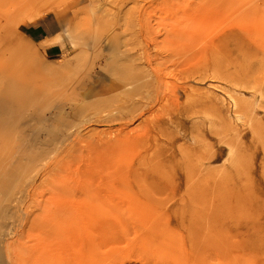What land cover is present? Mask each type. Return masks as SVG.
I'll return each instance as SVG.
<instances>
[{"label": "rangeland", "instance_id": "rangeland-1", "mask_svg": "<svg viewBox=\"0 0 264 264\" xmlns=\"http://www.w3.org/2000/svg\"><path fill=\"white\" fill-rule=\"evenodd\" d=\"M233 1L201 28L193 23L198 34L176 52L162 45L158 28L165 35L185 0H0V264H41L36 240L56 242L63 252L51 249L55 264H264V30L247 40L237 27L250 7L263 11L264 0ZM45 12L56 15L60 33L41 42L32 28ZM143 19L158 33L148 29L145 45ZM228 28L241 38L217 45ZM214 46L224 52L214 54ZM123 125L135 143L117 142ZM90 162L108 197L88 203L77 193L65 200L72 214L40 236L42 221L67 196L55 195V183L81 181ZM26 216L41 217L37 227L31 221L34 230L22 229ZM23 239L38 257L19 251Z\"/></svg>", "mask_w": 264, "mask_h": 264}, {"label": "bare ground", "instance_id": "bare-ground-1", "mask_svg": "<svg viewBox=\"0 0 264 264\" xmlns=\"http://www.w3.org/2000/svg\"><path fill=\"white\" fill-rule=\"evenodd\" d=\"M158 1V0H157ZM186 2L185 3H183V12H184V15L183 16H181V18H179V19H176V20H174L173 22H171L170 24H169V21H167L168 22V24H169V26H166V24H164V29H165V35H163V33H160L161 31L159 30V28L160 27H162V26H160L159 28L158 27H156V28H158V31H159V34H161V36L163 35V37H161V36H158V37H160V39L162 38V40H159V38H158V40L159 41H161L162 43H164V44H162V45H164V47H167V46H173V50L174 51H176V52H178V51H180V50H182V46H181V43L182 42H186V41H189L191 38H190V36H192L193 37V35H195V33L197 32V30H199L200 28H201V25H202V23L203 22H205V20L204 19H206V20H208V18L210 19V20H212V19H214L216 16H220V15H222L223 14V12H224V9H223V7H224V4H225V2H226V4H227V1L228 0H226L225 2H224V0H185ZM236 1V0H235ZM235 1H233L234 3H236ZM245 1V0H244ZM247 1V0H246ZM114 1H112V3H113ZM148 2V1H147ZM176 2V1H175ZM249 2V1H248ZM111 3V4H112ZM259 3H261V2H259ZM144 4V3H143ZM146 4V3H145ZM154 4V3H153ZM225 4V5H226ZM229 4V6H227ZM228 4L226 5L227 7H231V9L235 6V5H238V4H234L233 6H231L230 5V1L228 2ZM231 4H233L232 2H231ZM248 4V3H247ZM263 4V3H262ZM138 5V4H137ZM136 5V6H137ZM139 5H140V2H139ZM141 6V5H140ZM151 6H153V5H151ZM249 6V5H248ZM248 6H247V8H248ZM251 6H253V5H251ZM254 6H255V3H254ZM259 6V5H258ZM262 6V5H261ZM261 6H260V8H261ZM138 7V6H137ZM241 7V6H240ZM250 7V6H249ZM263 7H264V4H263ZM236 8V7H235ZM242 8V7H241ZM251 8V7H250ZM249 8V10H248V12L247 11H245V12H247L245 15H244V20H245V22L240 26V24L237 26V27H239V31H240V33L241 32H244V36L246 37V38H248V37H250L251 35H255V36H257V34H259L260 33V36L259 37H261V36H263L262 35V33H263V22H262V12H264V10L263 11H259V12H257V13H255L253 10L254 9H250ZM133 9H134V7H133ZM136 9V8H135ZM138 9H140L139 7H138ZM181 9V8H180ZM230 9V10H231ZM234 9V8H233ZM239 10H242V9H239ZM238 10V11H239ZM246 10V9H245ZM261 10V9H260ZM156 11V10H155ZM180 11V10H179ZM182 11H180L181 13H182ZM237 13H239L237 10H235ZM134 12V11H133ZM139 12V11H138ZM147 12V11H146ZM145 12V13H146ZM241 12H244V11H241ZM128 13V12H127ZM127 13H126V15H127ZM176 13V12H175ZM232 13V12H231ZM236 13V14H237ZM129 14V13H128ZM236 14H234L233 16H236ZM264 14V13H263ZM171 15V14H170ZM176 15H177V13H176ZM240 15V14H239ZM130 16V15H129ZM129 16H126L127 18L129 17ZM139 16V15H138ZM145 16H148V15H146L145 14ZM135 17V16H134ZM144 17V16H143ZM173 17H175V16H173ZM179 17V16H178ZM177 17V18H178ZM223 16H221V18H222ZM237 17V16H236ZM242 17V16H241ZM37 18V17H36ZM124 18H125V16H124ZM142 18V17H141ZM147 17H145V21L147 22V19H146ZM239 18V17H238ZM137 19H138V17H137ZM220 19V18H219ZM219 19H217L218 21H219ZM242 19V18H241ZM240 19V21H243V20H241ZM126 20H128V19H126ZM173 20V19H172ZM144 21V19L141 21V23L140 22H137L138 24H140V31H141V33L139 34V35H141L143 38H145V40L143 39V41L140 39L141 37H139V35H138V32H136L137 33V36L139 37V39L142 41V43L144 42V41H146V40H148L147 38V36H146V32L148 31V29L149 30H151L148 34H150V36H152V35H156L154 32H156L157 33V31H155V27L153 26V24L151 25V22H150V25L151 26H153V27H151L150 25H148V23H147V25L145 24L146 22ZM153 21V20H152ZM162 21V20H161ZM213 21V20H212ZM263 21H264V18H263ZM110 22V21H109ZM149 22V21H148ZM211 22V21H210ZM158 24H159V22H157ZM162 23H164V22H161L160 24H162ZM195 25H197V24H199L200 25V28H198L197 30L193 27L194 26V24ZM126 24V23H125ZM205 24H207V23H205ZM237 24H238V21H237ZM155 25V24H154ZM150 28H149V27ZM159 26V25H158ZM210 25H208V27H209ZM234 26V25H233ZM137 28L139 27V25L138 26H136ZM196 27V26H195ZM236 27V26H235ZM134 28V27H133ZM127 29V28H126ZM152 29H154L153 30V33L154 34H152L151 32H152ZM229 29V28H228ZM234 29V28H233ZM233 29H229L228 30V32H225V33H223L222 35L223 36H221L220 38H216L217 40V45H221V44H223L224 43V46H228L227 45V43L229 44V42L231 43L232 41H234V40H239L241 37L239 36V34L240 33H236L235 31H233ZM134 30H136V29H134ZM133 30V31H134ZM138 30V29H137ZM196 30V31H195ZM195 31V33H193ZM130 32V31H129ZM192 33H193V35H192ZM152 34V35H151ZM158 34V33H157ZM196 34H198V33H196ZM243 34V33H242ZM134 36H135V31H134ZM243 36V35H242ZM154 37V36H153ZM252 37V36H251ZM251 37H250V39H251ZM258 38V37H257ZM154 39H155V37H154ZM252 39H255V38H253L252 37ZM140 40H136V42H138V41H140ZM247 40H249V38L247 39ZM152 41H153V39H152ZM214 41V40H213ZM215 41V42H216ZM242 41V40H241ZM136 42H135V44H136ZM160 42V43H161ZM138 43H140V42H138ZM138 43H137V45H138ZM141 43V44H142ZM144 43H146V42H144ZM143 43V44H144ZM150 43V42H149ZM153 43H154V45H158L159 46V44H155L156 43V40H154L153 41ZM159 43V42H158ZM220 43V44H219ZM169 44H172V45H169ZM226 44V45H225ZM242 44V43H241ZM134 45V44H133ZM145 45V44H144ZM161 45V44H160ZM136 46V45H135ZM139 46V45H138ZM137 46V47H138ZM157 46V47H158ZM175 46V47H174ZM181 46V47H180ZM185 46V45H184ZM239 46V45H238ZM160 47V46H159ZM163 47V48H164ZM169 47V48H170ZM214 47H216V46H214ZM146 48V47H145ZM162 47H161V49H163ZM180 48V49H179ZM217 48H219V46H217L216 48H213V49H215V50H213V53L214 54H219V52L221 53L222 52V50H221V48H219L218 50H217ZM146 49H148V45H147V48ZM163 50H165V48L163 49ZM166 50H167V48H166ZM170 49H168V51H169ZM186 50H188V49H186ZM221 50V51H220ZM230 49H228V51H229ZM146 51H148L149 52V49L148 50H146ZM172 51V50H171ZM184 51V50H183ZM151 52H152V50H151ZM151 52H150V54H151ZM175 52V53H176ZM223 52H224V50H223ZM222 52V53H223ZM142 53V52H141ZM158 53V52H157ZM164 53V52H163ZM172 53H173V51H172ZM231 53V50L229 51V53L228 54H230ZM144 54V53H143ZM156 54V53H155ZM178 54H182V53H178ZM184 54V53H183ZM148 55V54H147ZM153 56H154V54H152ZM152 55H150L151 57H152ZM161 55V54H160ZM160 55H156L157 57L158 56H160ZM206 55V54H205ZM146 56V55H145ZM147 57V56H146ZM145 57V58H146ZM155 57V56H154ZM161 57V56H160ZM149 60H150V58L149 57H147ZM152 59V58H151ZM128 64V63H127ZM130 65H132V64H128L127 66H129L130 67ZM115 68V67H114ZM114 68H113V70H114ZM120 68V67H119ZM118 68V69H119ZM117 69V70H118ZM112 70V71H113ZM116 70V71H117ZM121 70H123V69H121ZM156 70V69H155ZM161 70V69H160ZM159 70V71H160ZM119 72H120V70H119ZM124 72V71H123ZM130 72V71H129ZM154 72V71H153ZM111 73H113V77H114V72H111ZM118 73V72H117ZM150 74V73H149ZM131 75H132V73H131ZM130 75V76H131ZM147 75H148V73H147ZM158 75V74H157ZM129 76V77H130ZM149 76V75H148ZM111 77V76H110ZM126 77V76H125ZM155 77H157V76H155ZM118 79V78H117ZM136 79V78H135ZM139 79H141V77L140 78H138V79H136V80H139ZM127 80V79H126ZM161 80V79H160ZM112 81H114L113 79H112ZM118 81H119V79H118ZM131 81V80H130ZM157 81H158V79H157ZM123 82V81H122ZM111 83V82H110ZM113 83V82H112ZM111 83V84H112ZM114 83H115V81H114ZM130 83V82H129ZM157 83V82H156ZM120 84V83H119ZM131 84V83H130ZM116 85V84H115ZM127 85H129V84H127ZM126 85V86H127ZM133 85V84H132ZM106 86H108V85H106ZM114 86V85H113ZM125 86V87H126ZM110 87H112V86H110ZM109 87V88H110ZM116 87H117V85H116ZM124 87V86H123ZM124 87V88H125ZM129 87H131V85L129 86ZM155 87V86H154ZM127 88V87H126ZM132 88H133V86H132ZM103 89V88H102ZM113 89V88H112ZM123 89V88H122ZM129 89V88H128ZM158 89V88H157ZM115 90V89H114ZM125 90V89H124ZM132 90H134V89H132ZM131 90V91H132ZM105 91V90H104ZM109 91V90H108ZM107 91V92H108ZM136 91V90H135ZM158 91L159 90H156V93H158ZM124 92H127V91H124ZM124 92H122V93H124ZM155 92V91H154ZM120 93H121V91H120ZM156 93H154V94H156ZM132 94V93H131ZM25 94H23V96H24ZM135 95V94H134ZM134 95H132V96H134ZM157 95V94H156ZM155 95V96H156ZM25 96H27V95H25ZM29 96V95H28ZM28 96H27V98H28ZM118 96V95H117ZM131 96V95H130ZM159 96V95H158ZM111 97V96H110ZM126 97V96H125ZM136 97V96H135ZM23 98H25L26 99V97H23ZM31 98V97H30ZM33 98V97H32ZM31 98V99H32ZM123 98H124V96H123ZM126 98H128V97H126ZM125 98V99H126ZM153 98H155L154 96H151V98L150 99H153ZM19 99V98H18ZM23 100V99H22ZM33 100V99H32ZM110 100H111V98H110ZM109 100V101H110ZM128 100V99H127ZM156 100V99H155ZM24 101V100H23ZM31 100H28V102H30ZM108 101V102H109ZM118 101V100H117ZM121 101H122V99H121ZM152 101V100H151ZM113 102V101H112ZM31 103V102H30ZM113 103H115V101L113 102ZM131 103H132V101H131ZM134 103V102H133ZM138 103V102H137ZM137 103H135L136 105H137ZM151 103V102H150ZM28 104V103H27ZM26 104V105H27ZM111 104V103H110ZM116 104H120V102L119 103H116ZM115 104V105H116ZM122 104H123V101H122ZM122 104L120 105V106H122ZM130 104V103H129ZM128 104V105H129ZM135 104H133V111L135 112V114L137 115V114H139V113H141L142 112V110H143V107L141 108V107H139V108H137V106L135 105ZM139 104V103H138ZM146 104V103H145ZM29 106L28 107H30V104H28ZM115 105H112L113 106V108H115ZM134 105L136 106V108H134ZM110 107H111V105H109ZM126 106V105H125ZM131 106V105H130ZM144 106V105H143ZM46 106H44V108H45ZM129 107V106H128ZM131 107V108H132ZM117 108V107H116ZM122 108V107H121ZM127 108V107H126ZM126 108H122V110H124V109H126ZM141 108V109H140ZM31 109V108H30ZM47 109V108H46ZM81 109V108H80ZM80 109H78V112H80L79 110ZM108 109V108H107ZM130 109V108H129ZM129 109H126L127 110V114H130V111H131V113H133L132 112V109L129 111ZM29 110V109H28ZM45 110V109H44ZM106 110V109H105ZM105 110H103L102 112H104ZM118 110H119V108H118ZM126 110H124V111H126ZM136 110V111H135ZM140 110V112L139 113H137V111H139ZM32 111V110H31ZM109 111V110H108ZM120 111V110H119ZM129 111V112H128ZM45 112V111H44ZM26 113H27V111H26ZM99 113H101V111H99ZM28 114H30V113H28ZM117 114V113H116ZM114 115V116H119L118 114L117 115ZM123 115L125 114L126 115V112H124V113H122ZM134 114V113H133ZM27 115V114H26ZM94 115H95V113H94ZM93 115V116H94ZM124 115V116H125ZM63 116H64V114H63ZM62 116V117H63ZM72 116V115H71ZM83 116V115H82ZM110 116V115H109ZM109 116H104L103 117V119L106 117V118H108ZM111 117V116H110ZM117 117H113V114H112V117H111V119H110V122L112 121L113 122V120L112 119H118L119 120V117L117 118ZM121 117H123L122 115H121ZM135 117H137V116H135ZM27 118V117H26ZM61 118V117H60ZM127 118V117H126ZM134 118V117H133ZM102 119V120H103ZM64 120V119H63ZM99 120V119H98ZM104 120H106V119H104ZM104 120H103V122H104ZM154 120V119H153ZM67 121V120H66ZM65 121V122H66ZM101 121V120H100ZM129 121V120H128ZM156 121V120H155ZM62 122V121H61ZM68 122V121H67ZM66 122V123H67ZM96 122L98 123V124H101V123H99L97 120H96ZM109 122V121H108ZM153 122V121H152ZM115 123V122H114ZM117 123V122H116ZM123 123V122H122ZM155 123V122H154ZM78 124V123H77ZM115 125V124H114ZM122 125V124H121ZM77 126V125H76ZM75 126V127H76ZM124 127H122V126H118V128H114L115 129V131L117 132V130H118V132H119V135H117V138H118V140H117V142H121L122 144H123V142H126V141H128L129 143L131 142L132 144H133V142L135 141L134 139H135V137L137 138V135L136 136H134V131H132L133 132V136L130 138L131 140L129 141V137H128V134H126L127 132H129V131H127L126 130V125H123ZM156 126V125H155ZM159 126V125H158ZM161 126V125H160ZM86 127V126H85ZM159 128V127H158ZM163 128V127H162ZM39 129H41V128H39ZM70 129V128H69ZM64 130V129H63ZM133 130V129H132ZM40 132L42 133V131L40 130ZM105 132H106V130H105ZM40 133V134H41ZM79 133V131L77 132V134ZM102 133H104V131L102 132ZM109 133V132H108ZM131 134V133H130ZM136 134V133H135ZM69 135V134H68ZM73 135V134H72ZM139 135V134H138ZM77 136V135H76ZM115 136V135H114ZM141 137H143V136H141ZM91 138V137H90ZM116 138V139H117ZM139 138V137H138ZM137 138V139H138ZM144 138H146V137H144ZM144 138L142 139V140H144ZM102 140H103V138H101ZM105 139V138H104ZM72 140V139H71ZM71 140H67V141H71ZM99 140V139H98ZM101 140V141H102ZM106 140V139H105ZM109 140V139H108ZM8 141V140H7ZM53 141V140H52ZM51 141V142H52ZM66 141V142H67ZM94 141V140H93ZM114 142H115V140H113ZM137 141V140H136ZM6 142V141H5ZM4 142V143H5ZM10 142V141H9ZM103 142V141H102ZM108 142V141H107ZM111 142V144H114V142H112V141H110ZM73 143V142H72ZM129 143H127V144H129ZM135 143V142H134ZM142 143V142H141ZM53 144V143H52ZM70 144V143H69ZM110 144V145H111ZM8 145V144H7ZM11 144H9V146H10ZM14 145V144H13ZM107 145H108V143H107ZM117 145H118V143H117ZM3 146V145H2ZM5 146V145H4ZM7 147V148H10V147ZM12 146V145H11ZM1 147V146H0ZM66 147H68L67 145H66ZM108 147V146H107ZM5 148H6V146H5ZM97 148V147H96ZM99 148V147H98ZM106 148V147H105ZM74 149V148H73ZM73 149L71 150V152L73 151ZM108 150V149H107ZM142 150V149H141ZM83 151V150H82ZM101 151V150H100ZM114 151V150H113ZM78 155V154H77ZM77 155H75V157L77 156ZM45 157V156H44ZM59 157V156H58ZM64 157V156H63ZM46 158H48V157H46ZM35 159V158H34ZM45 160V159H44ZM83 160V159H82ZM35 161V160H34ZM53 161V160H52ZM63 161V160H62ZM61 161V163H63ZM91 161L92 162H94V160L93 159H91ZM92 162H90L89 163V167H88V165H86L87 167V172L85 171L84 172V170H85V168H82V169H84V170H82L81 168V170H79V172H77V177L79 178V176H81L82 175V173L84 172L85 173V175H84V173H83V176L80 178L81 179V181H79V179H78V181L76 182V180H75V182H73L70 178V180H71V182L69 181V182H67V183H63L64 181H62V182H60L58 179V181H57V183H55V186H54V192L56 193L55 195H59V194H61V193H63V195H66L67 194V196L65 197H62V199H64V201H60V204L62 205V207L61 208H59V209H56L57 211H55V208H54V211L55 212H51V214H52V216L50 215V218H49V220H47L48 218H46L45 217V220L44 221H42L43 223H41L42 224V227H43V229L41 230V232H40V236H42L41 234L43 233H46V235L48 234V232H46L48 229H58V225H59V223L60 224H62V218H63V216L65 217V214H72V210H70V212H69V209H67V208H71L69 205H67L66 204V202L67 203H69L68 201H65V200H75L76 198H74L75 196H76V194L77 193H79V197H81V201L82 202H88V203H91L92 201L94 202L95 201V203L96 202H100V201H102L103 199H104V197L106 196V197H108L107 195L108 194H106V193H108V192H106V188L107 187H105L104 185H103V182H104V180L103 179H105V177H102L101 178V173L100 174H97V172H96V174L97 175H100V176H98V177H100V178H96V177H94V175H93V172L96 170V169H94L95 167H93L94 166V164L92 163ZM40 163V162H39ZM96 163V162H95ZM55 164V163H54ZM92 164H93V166H92ZM33 165V164H32ZM61 165V164H60ZM66 165V164H65ZM69 165H70V163H69ZM63 166V165H62ZM91 166H92V168H91ZM37 167V166H36ZM57 167V166H56ZM32 169H33V167H31ZM55 168V167H54ZM71 168V167H70ZM91 168V169H90ZM30 169V168H29ZM90 169V170H89ZM109 169V168H108ZM35 170V169H34ZM37 170H38V168H37ZM55 170V169H54ZM53 170V171H54ZM80 172H82L81 173V175H80ZM24 173V172H23ZM23 173H21V174H23ZM30 173V172H29ZM47 173V172H46ZM53 173V172H52ZM18 174V173H17ZM16 174V175H17ZM48 174V173H47ZM45 175L47 178H48V175ZM61 174H63V173H61ZM60 174V175H61ZM65 174V173H64ZM103 174V173H102ZM52 175V174H51ZM87 175V176H86ZM23 176V175H22ZM45 176H42V177H45ZM12 178H11V180H10V184H8V182L6 183V186H5V188H6V190H8V192H11V190L10 189H12V186L11 185H13V182L15 183V182H17L21 177H20V175H17V176H11ZM58 177V176H57ZM57 177H55V178H57ZM50 178V177H49ZM59 178V177H58ZM73 178V177H72ZM84 178V179H83ZM98 180V179H100V182L99 183H97L98 181H95L96 179ZM43 179V178H42ZM83 179V180H82ZM34 180H35V178H34ZM68 180V179H67ZM43 182V181H42ZM45 182H46V180H45ZM47 182H51V180L50 181H47ZM106 182V181H105ZM20 183V182H19ZM8 184V185H7ZM15 184H17V183H15ZM18 185V184H17ZM19 185H21V184H19ZM27 185H29V184H26L25 183V185H24V187L26 188V186ZM36 185V184H35ZM43 185H45L44 183H43ZM30 186H34V185H30ZM22 187V186H21ZM31 187V188H32ZM35 187V186H34ZM41 187H42V185H41ZM49 187V186H48ZM17 188V187H16ZM30 188V187H29ZM48 189V188H47ZM16 190V189H15ZM34 190H37L38 191V189H37V186H36V189H34L33 188V191ZM22 191L23 190H21V191H17V193H19L20 192V194L22 193ZM30 191V190H29ZM29 191H28V189H27V193H29ZM31 192L30 191V194L29 195H31V194H33L34 192ZM47 191H49V189L47 190ZM50 191H52V189L50 190ZM39 192V191H38ZM37 192V193H38ZM54 192H52V194L51 195H53L54 194ZM116 192H120L118 189L116 190ZM37 193H34V196L35 195H37ZM51 193V192H50ZM65 193V194H64ZM11 193H9V195H10ZM43 194H45V193H43ZM47 194V193H46ZM48 194H49V192H48ZM105 194V195H104ZM27 195V194H26ZM50 195V196H51ZM81 195H83V196H81ZM192 195V194H191ZM28 196V195H27ZM32 196V195H31ZM13 197V196H12ZM193 197V196H192ZM198 197V196H197ZM23 198H24V196H23ZM34 198V197H33ZM46 198V197H45ZM45 198H43L44 200H45ZM55 198H60V197H56L55 196ZM103 198V199H102ZM184 198V197H183ZM199 198V197H198ZM15 199V198H14ZM31 199H32V197H31ZM43 199H41V201L43 202L44 200ZM47 199V198H46ZM193 199V198H192ZM17 200V199H16ZM48 200H50V197H49V199ZM47 200V201H48ZM56 201V200H54V197H53V199H51V201ZM183 200V199H182ZM12 201H13V199H12ZM20 201V200H19ZM25 201V200H24ZM32 201V200H31ZM40 201V202H41ZM41 202V203H42ZM46 202V201H45ZM45 202H44V204H45ZM50 202V201H49ZM63 202V203H62ZM25 203V202H24ZM36 203V202H35ZM39 203V202H38ZM58 203V202H57ZM102 203V202H101ZM51 204V203H50ZM86 204V203H85ZM84 204V205H85ZM46 205V207H47V205L48 204H45ZM67 205V206H66ZM72 205V204H71ZM79 205V204H78ZM102 205V204H101ZM42 207H43V204L41 205ZM92 206V205H91ZM45 207V206H44ZM43 207V208H44ZM45 207V208H46ZM49 207V206H48ZM104 207V206H103ZM26 208V207H25ZM76 208V207H75ZM47 209H49V208H47ZM52 208H50L49 210H51ZM72 209H73V207H72ZM93 209V208H92ZM33 210V209H32ZM44 210V209H43ZM91 210V209H90ZM89 210V211H90ZM26 211H28V210H26ZM30 211V210H29ZM44 211H46V209L44 210ZM41 212H42V209H41ZM48 212V211H47ZM47 212H43V213H46V214H44V215H47ZM69 212V213H68ZM81 212V211H80ZM28 213V212H27ZM38 213H40V212H38ZM43 213L42 214H39V215H43ZM49 213V212H48ZM89 213V212H88ZM29 214V213H28ZM50 214V213H49ZM48 214V215H49ZM26 215V214H25ZM36 215H37V213H36ZM43 215V216H44ZM47 215V216H48ZM66 215V216H67ZM92 215H94V214H92ZM18 216V215H17ZM30 216V215H29ZM29 216H26V217H28V220H29ZM26 217H25V219H26ZM89 217V216H88ZM94 217V216H93ZM103 217V216H102ZM34 218V217H33ZM32 217H31V219H33ZM40 219H41V217H39ZM39 218L37 219V220H39ZM43 218V217H42ZM66 218V217H65ZM105 218V217H104ZM103 218V219H104ZM35 219V218H34ZM31 220L33 223H37V220L35 221V220ZM70 219V218H69ZM95 219V218H94ZM64 220V219H63ZM72 220V219H71ZM100 220V219H99ZM21 221H22V219H21ZM31 221L29 220V224H28V228H27V230H25V228H22V229H24V231H28L29 229H31L30 227H29V225L30 226H33L34 224H32L31 223ZM85 221V220H84ZM94 221V220H93ZM96 221V220H95ZM94 221V222H95ZM24 222H25V220H24ZM39 222V221H38ZM98 222V221H97ZM23 223V222H22ZM21 223V224H22ZM26 223V222H25ZM27 223H28V221H27ZM26 223V224H27ZM98 223H100V222H98ZM32 224V225H31ZM66 224V223H65ZM96 224V223H95ZM23 225V224H22ZM38 225H39V223H38ZM37 224H36V226H34V227H37L38 226ZM98 225V224H97ZM101 225V224H100ZM26 226V225H25ZM67 226V225H66ZM107 226V225H106ZM116 226V225H115ZM24 227V226H23ZM41 227V226H40ZM60 228V227H59ZM106 228V227H105ZM20 229V228H19ZM21 229V233H22V235H23V230ZM33 229V228H32ZM35 229V228H34ZM33 229V230H34ZM103 230V229H102ZM16 231V230H15ZM49 231V230H48ZM107 231H109V230H107ZM106 231V232H107ZM51 232V231H50ZM62 232V231H61ZM70 232H72V231H70ZM105 232V233H106ZM25 233H27V232H25ZM65 233V232H64ZM36 234V233H35ZM62 234V233H61ZM20 234H18V236H19ZM27 235V234H26ZM37 235V234H36ZM45 235V234H44ZM44 235H43V237H44ZM63 235V234H62ZM77 235V234H76ZM50 236V235H49ZM24 237H25V235H24ZM29 237V236H28ZM63 237V236H62ZM64 237H65V234H64ZM16 238H18V237H16ZM15 238V239H16ZM20 238V237H19ZM23 238V237H22ZM36 238V237H35ZM40 238H42V237H40ZM58 238V237H57ZM30 239V238H29ZM34 239V238H33ZM42 239H45V238H42ZM49 239V238H48ZM64 239V238H63ZM65 239L67 240V238L65 237ZM74 239H76V238H74ZM12 240V239H11ZM60 240V239H59ZM65 240V241H66ZM10 241V240H9ZM23 241H24V243L25 244H21V243H23ZM39 241V242H38ZM61 241L62 240H60V243H61ZM64 241V240H63ZM75 241V240H74ZM8 242V241H7ZM18 243V242H17ZM16 243V244H17ZM19 243H20V240H19ZM21 245H23L22 247L21 246H18V245H16L15 244V246H18V249H19V251L20 250H24L25 252H28V251H30L31 249H32V247H31V249L30 250H28L27 248H28V243H27V241L25 242V240L23 239V240H21ZM34 243L36 244L35 245V247L38 249V244H39V251H40V253L41 254H43V255H41V259H39L40 261H41V264H48V262H50V260L52 259V260H54L55 258H54V256H53V258L50 256V254L53 252V250H51V249H55V251H57V253H58V251H62L61 249H59L58 247H52V246H54V244L56 243L55 241H53V243L51 242V240H43V241H41V240H36V242L34 241ZM65 245L64 246H62L63 248H65V250H66V247L67 248H71L72 247V245H71V242L70 241H68V242H63ZM31 244L32 243H30V245L29 246H31ZM27 245V250L25 249V247L24 246H26ZM33 246H34V244H32ZM48 245V246H47ZM3 246V245H2ZM7 246V244L5 245V247ZM75 246V245H74ZM30 248V247H29ZM9 249H11V248H9ZM56 249H58V250H56ZM33 250V249H32ZM34 252V253H33ZM36 252H37V250H33L32 251V254H31V256H33V254H36ZM63 252V251H62ZM71 252V251H70ZM22 253H23V251H22ZM38 254H40L39 252H37ZM18 254V253H17ZM30 254V253H29ZM38 254H36L37 256H35V257H38L39 255ZM66 254H68V253H66ZM20 255V254H19ZM24 255V254H23ZM55 255V254H54ZM60 255H61V253H60ZM70 256V255H69ZM10 258V257H9ZM11 258H12V256H11ZM68 258V257H67ZM35 259V258H34ZM69 259V258H68ZM39 260H37L38 262H39ZM70 260V259H69ZM55 261V260H54ZM54 261H51L50 263L51 264H55L54 263ZM37 263V262H36Z\"/></svg>", "mask_w": 264, "mask_h": 264}, {"label": "crops", "instance_id": "crops-1", "mask_svg": "<svg viewBox=\"0 0 264 264\" xmlns=\"http://www.w3.org/2000/svg\"><path fill=\"white\" fill-rule=\"evenodd\" d=\"M60 23L56 15L52 12L43 13L37 24L33 25V32L38 41L54 39L60 33Z\"/></svg>", "mask_w": 264, "mask_h": 264}]
</instances>
